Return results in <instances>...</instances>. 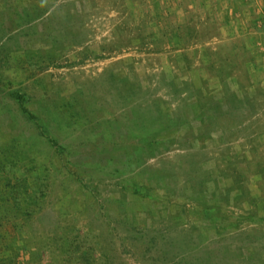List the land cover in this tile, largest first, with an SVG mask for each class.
I'll return each instance as SVG.
<instances>
[{
  "label": "rangeland",
  "instance_id": "obj_1",
  "mask_svg": "<svg viewBox=\"0 0 264 264\" xmlns=\"http://www.w3.org/2000/svg\"><path fill=\"white\" fill-rule=\"evenodd\" d=\"M0 264H264V0H0Z\"/></svg>",
  "mask_w": 264,
  "mask_h": 264
}]
</instances>
